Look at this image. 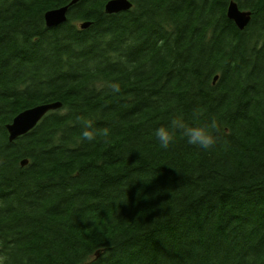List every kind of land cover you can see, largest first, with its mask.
Returning a JSON list of instances; mask_svg holds the SVG:
<instances>
[{
    "label": "trees",
    "instance_id": "1",
    "mask_svg": "<svg viewBox=\"0 0 264 264\" xmlns=\"http://www.w3.org/2000/svg\"><path fill=\"white\" fill-rule=\"evenodd\" d=\"M70 1L0 0V254L264 264V0H235L251 12L243 31L230 0H130L111 15L107 0H79L46 28L44 13ZM54 101L8 141L18 113ZM196 109L218 123L214 148L179 136L160 148L154 129ZM87 119L109 136L84 140Z\"/></svg>",
    "mask_w": 264,
    "mask_h": 264
},
{
    "label": "water",
    "instance_id": "2",
    "mask_svg": "<svg viewBox=\"0 0 264 264\" xmlns=\"http://www.w3.org/2000/svg\"><path fill=\"white\" fill-rule=\"evenodd\" d=\"M79 0H72L68 4L50 9L43 15L44 25L46 28L58 27L67 21L69 9L74 6ZM132 8L130 0H107L104 4V9L107 14H117ZM227 18L232 21L238 30L243 31L251 20V12L239 8L238 3L234 0L230 1L227 12ZM91 22H84L81 27L88 28ZM218 80V75L213 78V83ZM62 103L59 101L42 103L33 107L27 108L18 113L11 123L5 125L8 133V140L14 141L18 137L26 135L49 113L59 110ZM27 160L21 161V165L25 166ZM99 255V252L96 253Z\"/></svg>",
    "mask_w": 264,
    "mask_h": 264
},
{
    "label": "clouds",
    "instance_id": "3",
    "mask_svg": "<svg viewBox=\"0 0 264 264\" xmlns=\"http://www.w3.org/2000/svg\"><path fill=\"white\" fill-rule=\"evenodd\" d=\"M107 87L113 94H119L122 91L119 82H111ZM204 115L203 109L193 111L191 121L185 120L182 114H175L170 117L167 123H162L156 127L152 133L160 148L168 149L172 145L177 136L184 139L190 146L197 147L202 150H210L217 143L216 132L218 123L214 118L202 120ZM93 120H83L82 138L86 141H94L98 136L107 138L110 134L109 129L96 130L93 127ZM0 264H13V261L7 254H0Z\"/></svg>",
    "mask_w": 264,
    "mask_h": 264
},
{
    "label": "bare ground",
    "instance_id": "4",
    "mask_svg": "<svg viewBox=\"0 0 264 264\" xmlns=\"http://www.w3.org/2000/svg\"><path fill=\"white\" fill-rule=\"evenodd\" d=\"M230 1H232V0H230ZM230 1H229V3H230ZM233 1H234V0H233ZM229 3H228V5H229ZM59 7H60V6H59ZM227 8H228V6H227ZM127 11H128V10H127ZM104 12H105V9H104ZM124 12H126V11H124ZM105 13H106V12H105ZM106 14H107V13H106ZM107 15H111V14H107ZM84 22H87V21H82V22H79V23H78V28H79V29H81V30H85V29H87V28H82V27H81V25H82ZM234 25H235V24H234ZM88 28H89V27H88ZM12 120H13V119H12ZM11 122H12V121H11ZM11 122H10V123H11ZM36 126H37V125H36ZM36 126H35V127H36ZM33 129H34V128H33ZM33 129H32V130H33ZM32 130H31V131H32ZM7 134H8V133H7ZM23 136H24V135H23ZM21 137H22V136H21ZM18 138H20V137H18ZM15 140H16V139H15ZM15 140H14V141H15ZM8 141H9V140H8ZM9 142H10V141H9ZM12 142H13V141H12ZM10 143H11V142H10ZM24 160H26V159H24ZM22 161H23V160H22ZM28 164H29V160H27V164H26V165H28ZM26 165H25V166H26ZM20 166H21V167H25V166H22V165H21V162H20ZM96 256H97V255H96ZM97 257H98V256H97Z\"/></svg>",
    "mask_w": 264,
    "mask_h": 264
},
{
    "label": "rangeland",
    "instance_id": "5",
    "mask_svg": "<svg viewBox=\"0 0 264 264\" xmlns=\"http://www.w3.org/2000/svg\"><path fill=\"white\" fill-rule=\"evenodd\" d=\"M77 26H78V24H77Z\"/></svg>",
    "mask_w": 264,
    "mask_h": 264
}]
</instances>
